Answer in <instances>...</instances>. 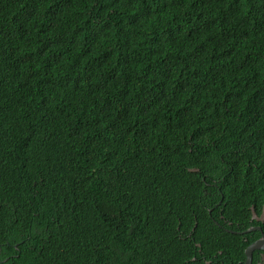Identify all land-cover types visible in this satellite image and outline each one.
<instances>
[{
  "label": "trees",
  "instance_id": "16d2710c",
  "mask_svg": "<svg viewBox=\"0 0 264 264\" xmlns=\"http://www.w3.org/2000/svg\"><path fill=\"white\" fill-rule=\"evenodd\" d=\"M221 198L264 203V0H0V264L243 261Z\"/></svg>",
  "mask_w": 264,
  "mask_h": 264
},
{
  "label": "flooded vegetation",
  "instance_id": "af4514ba",
  "mask_svg": "<svg viewBox=\"0 0 264 264\" xmlns=\"http://www.w3.org/2000/svg\"><path fill=\"white\" fill-rule=\"evenodd\" d=\"M225 207H226V202H224L223 198H221L219 201H217L215 203V205L213 207H211L208 211V213L210 214L209 217L213 219V222L217 225V227L219 229H221L222 231H227L236 235H241L243 240L245 241H249L250 239H253L246 247V249L254 242L256 241H261L262 238H264V228L261 226L262 224H264V203L262 205V210L261 212H258L257 208L254 204H252L250 206L251 209V216H250V225H248V227H246L245 229H241L242 226L238 223V222H234L231 221L229 218H227L224 215L225 212ZM216 211V217H213V212ZM263 216V217H262ZM257 222V224H253ZM261 223V224H259ZM234 225L236 227H234ZM244 225V224H243ZM197 227V222L194 224V226L192 227L191 231L187 234V237L192 238V234L193 232L196 230ZM248 229H252V231L250 232H245ZM258 232L261 233L260 237H256V235L258 234ZM246 235H249V237H247ZM193 239V238H192ZM197 246L198 244H200V249H198V256H195V260H199V261H206L207 264L212 263L211 260H208L207 257H211L214 261H220L219 257L222 253H226V250H221V249H217L216 251H214V249L211 250H203L201 249V243H195ZM246 249H245V256H246ZM258 252V256L260 257L257 260V264H264V250H256L253 253V264H254V255L255 253ZM224 258L221 259V264H246V258L241 261L238 260V258H233L232 255L230 254H225L223 255ZM220 264V263H219Z\"/></svg>",
  "mask_w": 264,
  "mask_h": 264
},
{
  "label": "water",
  "instance_id": "95a60500",
  "mask_svg": "<svg viewBox=\"0 0 264 264\" xmlns=\"http://www.w3.org/2000/svg\"><path fill=\"white\" fill-rule=\"evenodd\" d=\"M198 169L191 168V171H197ZM264 215V213H263ZM263 217V216H262ZM252 229H248L245 232H250ZM264 250V238H262L261 241H256L252 243L247 249H246V264H253V253L256 250Z\"/></svg>",
  "mask_w": 264,
  "mask_h": 264
}]
</instances>
